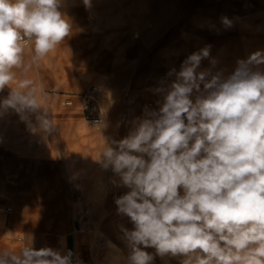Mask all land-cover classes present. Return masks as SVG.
<instances>
[{
  "label": "clouds",
  "instance_id": "obj_1",
  "mask_svg": "<svg viewBox=\"0 0 264 264\" xmlns=\"http://www.w3.org/2000/svg\"><path fill=\"white\" fill-rule=\"evenodd\" d=\"M64 2L0 0V92L9 89L0 112L14 110L33 134L47 136L57 126L38 101L43 89L18 80L17 70L25 68L26 50L35 62L70 37ZM83 4L90 8L91 0ZM210 51H194L167 73L175 78L153 89L162 98L158 109L146 106L126 136L102 135L96 162L119 178L116 187L128 189L114 200L117 214L133 224L120 226L130 250L125 264H153L155 256L179 264H264V49L238 59L228 75L213 71ZM204 59L210 67L202 69ZM106 127L102 122L101 131ZM73 257L31 243L18 254L0 252V264H78Z\"/></svg>",
  "mask_w": 264,
  "mask_h": 264
},
{
  "label": "crops",
  "instance_id": "obj_2",
  "mask_svg": "<svg viewBox=\"0 0 264 264\" xmlns=\"http://www.w3.org/2000/svg\"><path fill=\"white\" fill-rule=\"evenodd\" d=\"M62 11L73 25L70 37L35 62L26 50L25 68L17 70L18 80L31 79L43 89L37 98L57 131L33 134L14 110L0 112V252L18 254L32 243L35 249L71 250L78 264H120L123 244L112 240L120 252L108 251L106 237L121 216L114 200L128 189L116 187L112 181L119 178L96 162L103 136L121 139L146 106L158 109L162 98L147 87L171 69L179 71L192 46L198 51L211 45L215 59L226 55L221 69L228 72L238 59L264 49V0H91L87 9L83 0H65ZM205 60L202 69L210 67H203ZM92 86L103 95L102 131L84 117L83 95ZM8 95L5 88L0 100ZM76 196L90 204L91 232L78 230ZM167 262L179 264L163 258Z\"/></svg>",
  "mask_w": 264,
  "mask_h": 264
},
{
  "label": "built area",
  "instance_id": "obj_3",
  "mask_svg": "<svg viewBox=\"0 0 264 264\" xmlns=\"http://www.w3.org/2000/svg\"><path fill=\"white\" fill-rule=\"evenodd\" d=\"M83 110L84 117L90 126L99 128L106 120V112L103 107V95L102 91L98 86H92L83 95ZM101 122V124H97ZM74 207L77 210L76 222L78 224V230L81 233L91 232L92 226L89 221V205L81 197L76 196L74 199ZM9 210V209H8ZM102 237H97V241L101 242ZM103 247H105L103 245Z\"/></svg>",
  "mask_w": 264,
  "mask_h": 264
},
{
  "label": "rangeland",
  "instance_id": "obj_4",
  "mask_svg": "<svg viewBox=\"0 0 264 264\" xmlns=\"http://www.w3.org/2000/svg\"><path fill=\"white\" fill-rule=\"evenodd\" d=\"M193 48H194V46H192ZM193 48H191L193 51H192V53L194 52V49ZM188 55H190V54H188ZM187 55V56H188ZM187 56H186V58H187ZM226 58H227V56L226 55H219L218 57H216V59H218L217 60V66H218V70H220L222 67H225L226 66ZM204 61V60H203ZM206 62H209V60L207 61V60H205V62H203L204 64H203V67H206ZM210 63V62H209ZM217 66L215 67V68H217ZM222 70H224V74L225 75H228V74H230L232 71H226L225 69H222ZM213 71H216V70H213ZM175 77L173 76V77H165L163 80H165V81H168V82H170L172 79H174ZM161 79V80H162ZM161 80L160 81H154V83H155V85H153V86H151V87H147V93H149V94H154V95H157V94H155L154 92H153V89H155L156 87H158L159 85H160V82H161ZM157 96H159V95H157ZM103 107H104V101H103ZM94 128V127H93ZM83 199V198H82ZM84 200V199H83ZM85 201V200H84ZM86 202V201H85ZM87 203V202H86ZM89 204V203H88ZM88 207H90V204H89V206ZM91 208V207H90ZM89 208V215L91 216V209ZM117 217H119V216H117ZM116 222H118V223H111L110 224V235H111V238H108V236L106 237V244L108 245V251H110L111 249L112 250H114V248H116V250L118 251V252H120V250H118L117 249V247L116 246H114V244H113V241L114 242H116V241H118L119 243H121V244H123V249H125V251H123V252H125V257L123 256V262L122 263H120V264H125V261H126V259H127V257H128V255H129V248L127 247V245H126V243L123 241V239H122V232L120 231V226L121 225H123L124 227H126V228H128V229H132L133 228V224L131 223V221H130V219L127 217V216H120V219L119 220H116ZM110 237V236H109ZM113 240V241H112ZM154 254V253H153ZM155 255V254H154ZM157 258H160L159 260V262H156L155 264H163V259L161 258V257H159V256H155V261H156V259ZM107 264H119V263H115L114 261H111V262H107ZM166 264H169L168 262L166 263Z\"/></svg>",
  "mask_w": 264,
  "mask_h": 264
}]
</instances>
